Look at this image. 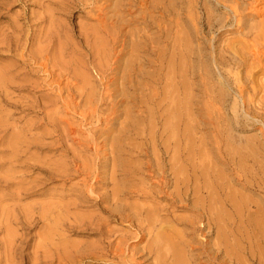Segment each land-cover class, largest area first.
<instances>
[{
	"label": "rangeland",
	"instance_id": "374dc122",
	"mask_svg": "<svg viewBox=\"0 0 264 264\" xmlns=\"http://www.w3.org/2000/svg\"><path fill=\"white\" fill-rule=\"evenodd\" d=\"M78 1L81 3L75 0H0V264H128L130 250H138L146 242V239L136 242L132 237L135 229L122 220L111 218L108 213V203L94 198L103 194L102 192L108 190L110 186H103L106 189L96 188L89 201H86L81 198L85 190L82 181L89 180L90 172L93 169L99 170L96 163L104 164L106 159L108 161L104 164L105 167L99 170L105 171L107 178L105 183H111L108 180L112 175L110 173L116 170L113 167L114 163H111L114 157L109 150L105 155L111 157V161L105 155L97 157L94 153V145H103L106 146L105 149H109L110 144L127 145L132 143V139L133 143L139 145L147 138L143 136H147L148 128L152 125L154 126L150 129L156 126L152 131L162 130L160 123H154L156 120L153 123L149 121L152 120L150 115L155 112L154 108L149 104L134 105L133 102H136L133 100H144L142 97L144 93L156 89L155 92L159 93V97H155L157 102L162 98L160 92L164 82L160 83L159 87L151 83V88L146 90L143 89L146 86L142 84V89L136 86L134 82L137 78H135L133 82H124L125 89L122 92L120 77L123 64L129 59V53L120 56V69L113 72L116 75L111 74L108 68L114 67L112 63L116 56L115 52L119 50L121 38L116 44H112L110 38L112 34L109 26H106L109 22L102 26L96 18L97 7L104 0ZM114 1L116 0H112V3ZM174 1L164 2L166 7L171 8ZM210 3L216 6L215 0H197V4L191 5L192 9L188 7L189 4H184L186 10L177 19V29L181 31V37L187 34L188 28L191 29L193 41L190 46L207 54L215 74L209 76L206 87H209L213 97H217L219 93L226 97L223 104H215L212 107L215 108L211 113L213 123L215 122L213 126L206 124L207 115L203 102H199L201 99L191 97L192 100L195 98L193 100L195 105H190L189 113L193 111L189 114L190 120L184 121L185 119L177 117V114H175L176 119L170 120V122L175 121L174 125H177L171 141L175 140L176 144L182 141V144H195L199 147L207 144L211 147L212 138L216 134L211 132V129L217 126L215 128L222 133L223 141L219 144L223 145L222 148L234 149L237 146L238 150L244 153L245 145L253 140L257 141L262 146L258 161L264 166V141L258 131L259 126L263 125L251 117L244 116L245 107L239 99L238 109L233 108L232 80L228 79L227 82L225 78L223 83L224 77L222 79L220 73L224 68L218 71L213 60V58L217 59L218 53L231 45H236L247 29L238 30L232 25L220 30L219 25L225 17V10L218 5L215 8L211 7ZM206 14L209 15L208 25L205 20ZM110 15L112 13L106 14V21H109ZM150 15L154 20L157 18L158 23L165 21L159 18L157 12H152ZM170 19L175 20L172 17H169ZM186 21L189 27H185ZM167 25V28L171 26L173 34L175 29L172 25ZM133 27L137 29L135 25L127 29L133 30ZM164 30L165 27L161 32ZM157 32L158 28L155 27L140 31L145 35L144 41L149 42V46L153 44V48L148 47L149 49H145L146 52H140L138 55L147 63L151 61L148 65L142 66V71L163 74L167 71V62L171 58L168 42L171 44L172 39L169 37L168 42H164V37L160 39V33ZM149 40L154 42L151 43ZM149 50H152L150 54ZM160 53H163L162 60L165 62L164 69H161L163 72H159L157 68L159 65L157 57ZM233 69L232 72L235 73V68ZM247 70L244 72L246 76V71L249 74V69ZM253 71L251 70L249 74L251 82L248 87L264 86V77ZM82 75L87 78L82 79ZM111 77H113L112 82ZM140 78H138L139 82L141 80L140 83L146 82L147 78L143 76ZM188 81L196 82L194 79ZM131 84L133 88L129 87L132 86ZM104 96L106 98H103ZM213 97L211 98L214 99ZM111 101H119L115 114L117 119L113 122L115 126L104 133L99 120L108 114ZM165 102L166 106L163 104L158 110V114L164 115L158 120L160 122L165 117L169 119L170 108L176 109L172 105L168 107L170 104L168 100ZM129 108L131 115L135 114L137 121L140 117V119L150 118L145 122L139 119L140 123L142 122L140 129H137L138 126L134 123L135 126L133 124L134 128L129 133L132 139L129 137L124 139L127 136L123 134L121 128L127 121L124 112ZM163 109L167 110L166 114ZM183 124L186 127L185 132ZM143 126L145 128L141 130ZM168 131L163 134L168 136L171 129ZM166 135H164L165 140ZM227 139H230V142ZM196 157L198 158V155ZM135 159L134 157L133 160ZM251 159L252 157L242 163L243 166L250 168ZM215 164L216 166L219 164L217 168L223 167L220 163ZM240 167L242 165L237 164L234 168ZM118 178L115 180L117 181ZM88 182L92 184L93 180ZM230 186L234 193H241L240 195L256 200V196L251 192L243 190L236 184L230 183ZM131 201L134 202V199L128 202ZM168 212L177 217L190 214L175 207H169ZM169 216L168 214L167 217ZM88 221L101 225L100 231L79 227L80 224ZM73 222L81 223L71 229L69 224ZM176 228L180 230L182 226L178 225ZM164 232L171 234L168 229H164ZM108 241L111 242V246L106 244L109 243ZM119 244H124L125 250L122 255L116 257L112 251ZM83 250L88 251L86 253ZM65 253L68 258L64 256ZM68 253H71L70 256Z\"/></svg>",
	"mask_w": 264,
	"mask_h": 264
},
{
	"label": "bare ground",
	"instance_id": "6f19581e",
	"mask_svg": "<svg viewBox=\"0 0 264 264\" xmlns=\"http://www.w3.org/2000/svg\"><path fill=\"white\" fill-rule=\"evenodd\" d=\"M75 1L79 2L78 0ZM164 1L116 0L112 3V0H104L99 6L97 4L98 14L95 17L98 18L101 25L105 26L109 22L106 26H109L110 33L112 34L110 37L111 43L116 44L119 38H121L118 45L119 50L115 52L116 56H114L112 63L114 67L108 68L111 74L115 70L120 69V56L129 53V59L124 62L122 75L121 77L119 76L120 81H122L120 83L122 92L125 89L123 88L124 82H133L135 78H137V81L134 83L141 89V84L146 86L143 88L146 89L151 88V83L159 87V84L164 82L162 92H160L162 93L160 101L156 102L155 100V97H159V93L155 92L156 89L148 93L143 92L142 97H144V100L139 101L136 98L137 101L133 100L136 102H133L134 105L149 104L154 108L155 112L153 114L149 113L152 119L149 121L153 123L156 120L154 123H160L162 130L154 132L152 129L156 126L150 129L154 126L150 124L148 125L151 127L148 128L147 136H143L147 137L143 140L144 142L139 145L135 142L133 143V139L129 137V133L134 128L133 124H137L138 128H135L140 129L139 126L142 125L140 120L145 122L150 117H143L142 119L140 117V120L138 119L137 121L136 116H134L135 114L131 115L130 108L126 110L124 115L127 121L125 120L126 123L121 128V131L127 136L124 139H128L129 137L132 139V143L124 141L127 145L120 146L119 144H110L109 149H105L106 146L103 147V145L97 143V145L93 146L97 157H103L109 150V153L114 157L111 163H114L113 167L116 170L110 173L112 174V178L110 177L108 180L111 183H105L107 181L105 171L100 172L99 170L105 167L104 164L108 160L106 159L105 161L104 159V164L96 163L99 170L93 169L89 177V180H93V183L90 184L88 179L82 181L85 190L81 198L89 201L96 188L110 186L108 190L102 192L103 194H99L94 198L108 203V213H110L111 218L122 220L135 229L132 237L136 242L146 239L144 246L138 250H130V258L127 260L128 264H264V166L258 161L262 146L253 140V142L251 141V143L245 145L246 152L243 153L238 150L237 146V148L235 147L236 149H229L227 146V148H222L223 145H219L223 141L222 133L215 128L217 126L212 128L215 122L213 123L211 113L215 109L212 107L215 104H223L226 96L220 93L217 94V97L212 96L208 89L209 87H206L209 76L214 74L209 63V57L201 50L193 49L190 46L193 41L191 29L189 30L188 28V32L184 37L180 36L181 31L177 29V19L186 10H184V4H189L190 6L188 7L191 8L193 7L191 5L197 4V0H173L174 3L172 2L171 8L169 6L166 7ZM215 2L216 6L210 3L211 7L215 8L218 5L225 10V17L220 21L219 25L220 30L229 28L232 25L236 26L238 30H247L245 33L243 32V38L238 40L236 45H231L223 52L218 53L217 59L213 58L214 64L218 67V69L216 68L218 71L224 68L223 72L220 73L222 79L224 77L223 83L225 82V78H227V82L228 79L232 80V91L234 92L232 95L233 108L235 109L238 106V101L240 100L239 102L245 107L243 111L244 116L251 117L259 121V123L261 122V125L264 126V86L254 87L252 85L248 87V84L251 82L249 78L251 70H254V73H260L264 77V0H215ZM207 3L209 2L207 1ZM152 12L159 13V18L165 19L166 22L158 23L156 21L157 18L154 20L151 15L149 16ZM109 13H112V15H110L109 21H106L105 16ZM134 13H137V15ZM169 17L175 18V22L171 21V19L169 20ZM255 19L257 20L254 21ZM205 20L206 25H208L209 15L206 14ZM167 24L169 26L172 25L173 29H175L173 34L171 26L167 28ZM184 24L186 25H184L185 27L188 26L187 21ZM132 25H135L137 29L135 27H133V30L127 29ZM153 27L158 28L161 36L160 39L164 37V42H168L169 37L172 39L171 44L168 42L171 58L167 62V67L165 66L167 71L163 74H157L155 71L151 73L142 71V66L148 65L151 61L147 63L145 59H140L138 55L140 52H146L145 49L153 45L149 46V42L144 41L145 35L141 34L140 31ZM164 27L165 30L161 32ZM149 41L151 43L154 42ZM149 52H152V50H149ZM162 55L163 53H160L159 57H157L159 65L158 67L156 65V67L159 72H163L161 69H164L165 62L162 60ZM104 63L107 62L104 61ZM233 68H235V73L232 72ZM247 69H249V74ZM245 70H247V76L244 73ZM140 76L147 78L146 82L140 83L142 80ZM83 78L87 77L83 76ZM138 78L141 79L140 82ZM188 79H194L196 82L190 83ZM110 81H113V77L110 78ZM129 87L133 88V85ZM191 97H199L201 99L199 102H203L205 114L207 115V118H205L206 124L212 125L211 132L216 133L214 134L215 137L212 138L211 142L213 143L211 147L207 144L199 147L195 144H182V141L181 143L178 141V144L174 143L175 140L171 141L176 133H174V128L177 125H174L175 121L170 122V120L176 119L175 114H177V117L182 118V120L185 119L184 121L190 120L189 114L193 112L189 113L191 111L190 105H195L193 103L195 98L192 100ZM256 97L259 98L256 99ZM103 98H106V96ZM166 100L170 103L168 107L172 105L176 109L170 108L171 110H168L169 119L165 117L167 119L163 118L162 122H160L158 120L164 115L162 113L158 114V110L163 107ZM109 104H111V107L108 114L99 120L102 132L104 133L115 126L113 122L117 119V115L115 114L118 110L117 105L119 101H111ZM166 111L165 109L164 114H166ZM184 124L183 131L185 132L186 127ZM262 127L259 126L258 131H260V138L264 141V128ZM144 128L143 126L141 130H144ZM168 128L171 129V133L167 136L163 133L168 131ZM164 135H166V140ZM196 155H198V158ZM134 157L136 158L135 160H133ZM250 157H252V165L250 168H247L242 163L249 161L248 158ZM109 158L111 161V157ZM215 163H220L224 168H217L219 164L216 166ZM237 164L239 166L241 164L242 167L234 168ZM88 166H86L87 169ZM116 173L118 174L116 175ZM117 177L119 178L116 181ZM230 183L251 192L252 195L256 196V200L245 197V195H240L241 193H234L231 190ZM106 187L103 189H106ZM131 199H134V202H128ZM169 207H175L190 214L184 217L173 216L168 212ZM164 211L168 212L170 216L167 217L168 214H165L166 212ZM80 223H70L69 227L74 229ZM178 225L182 226V229H177L176 226ZM79 227L100 231L101 225L88 221L80 224ZM164 229H168L171 234L165 233ZM108 242L106 244L109 246L111 242ZM124 250L125 245L119 244L112 253L117 257L118 255H122ZM87 251L85 252L87 253ZM66 258L68 257L66 256Z\"/></svg>",
	"mask_w": 264,
	"mask_h": 264
}]
</instances>
